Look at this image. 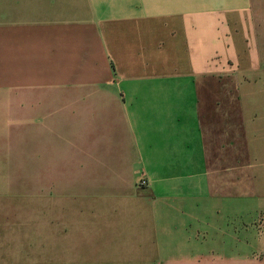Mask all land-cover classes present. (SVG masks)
Returning <instances> with one entry per match:
<instances>
[{
    "label": "crops",
    "instance_id": "obj_1",
    "mask_svg": "<svg viewBox=\"0 0 264 264\" xmlns=\"http://www.w3.org/2000/svg\"><path fill=\"white\" fill-rule=\"evenodd\" d=\"M1 178L0 264H264V0H0Z\"/></svg>",
    "mask_w": 264,
    "mask_h": 264
},
{
    "label": "rangeland",
    "instance_id": "obj_2",
    "mask_svg": "<svg viewBox=\"0 0 264 264\" xmlns=\"http://www.w3.org/2000/svg\"><path fill=\"white\" fill-rule=\"evenodd\" d=\"M40 190V179L1 178L0 202L50 201L53 196L40 194Z\"/></svg>",
    "mask_w": 264,
    "mask_h": 264
},
{
    "label": "built area",
    "instance_id": "obj_3",
    "mask_svg": "<svg viewBox=\"0 0 264 264\" xmlns=\"http://www.w3.org/2000/svg\"><path fill=\"white\" fill-rule=\"evenodd\" d=\"M138 185H139L140 187H145V186L148 185V181H147V179H146V177H145L144 174H142V175L140 176V178H139V180H138Z\"/></svg>",
    "mask_w": 264,
    "mask_h": 264
}]
</instances>
